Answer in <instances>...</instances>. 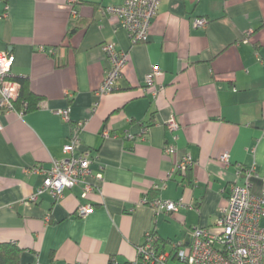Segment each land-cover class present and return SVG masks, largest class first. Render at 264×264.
Wrapping results in <instances>:
<instances>
[{"label":"crops","instance_id":"obj_1","mask_svg":"<svg viewBox=\"0 0 264 264\" xmlns=\"http://www.w3.org/2000/svg\"><path fill=\"white\" fill-rule=\"evenodd\" d=\"M123 2L79 0L77 16L68 0L0 3V52L14 55V76L43 98L38 109L0 116V242L21 249L19 264H147L137 247L148 231L169 264H182L175 244L190 242L194 226L216 224L231 184L243 183L238 166L255 167L253 192L262 193L264 0H163L148 41L136 44L100 10ZM105 42L129 57L119 89L98 100L110 66ZM154 66L165 87L156 97L142 91ZM172 117L177 140L166 125ZM72 140L75 155L89 151L102 172L101 192L83 197L78 185L59 200L46 192L30 201L45 179L33 169L62 159ZM185 155L196 164L169 177ZM156 197L185 206L156 216L148 203ZM87 203L94 211L80 216Z\"/></svg>","mask_w":264,"mask_h":264},{"label":"built area","instance_id":"obj_2","mask_svg":"<svg viewBox=\"0 0 264 264\" xmlns=\"http://www.w3.org/2000/svg\"><path fill=\"white\" fill-rule=\"evenodd\" d=\"M79 0H68L73 7V15L77 16L74 5ZM163 0H124L122 4H111L102 7V14L116 17L122 27L128 32L131 41L136 44L148 41L151 25L158 14V9ZM7 2V0H0ZM7 11L1 16H6ZM0 16V17H1ZM206 19H197L196 26H205ZM110 66L95 94L98 100L119 89V80L124 74L128 63V52L120 49L114 42L103 44ZM15 57L11 52H0V116L11 112L24 113V108L18 110L15 101L19 95V84L13 78V65ZM162 69L154 66L150 74L146 76L143 92H149L156 97L165 87L156 82V77L161 75ZM98 102L96 103V105ZM26 103H23V107ZM65 119H69L68 109L59 111ZM84 123L80 122L79 126ZM169 130L174 133V139L179 129V122L175 117L166 122ZM3 128L0 122V130ZM130 139L135 136L126 135ZM166 153L174 155L177 151L175 143H168ZM62 159H53L49 168L35 167L33 172H41L45 175L43 185L32 195L30 201H36L43 193H50L56 200L64 197L65 190L80 185L83 189V197L94 192H101L99 182L104 180L102 172H95L91 166V153L86 151L81 155H75L74 141L67 143ZM221 161L230 165L229 154L221 156ZM190 155L177 159L169 174H185L195 165ZM236 174L243 179V183L231 184L230 195L226 206L221 210L217 222L212 227L194 226L191 230L190 242L187 244L176 243V258L182 264H264V226L261 220L264 218V176L261 194L253 192L251 178L258 175L255 167H237ZM148 201L143 200V203ZM155 211V215L164 212L173 213L185 206L184 200L173 201L162 197H156L148 202ZM94 211V205L81 204L78 214L85 216ZM157 235L154 231L145 234L144 243L137 247L138 257L147 264H169V254L157 248ZM111 264H118L113 261Z\"/></svg>","mask_w":264,"mask_h":264},{"label":"trees","instance_id":"obj_3","mask_svg":"<svg viewBox=\"0 0 264 264\" xmlns=\"http://www.w3.org/2000/svg\"><path fill=\"white\" fill-rule=\"evenodd\" d=\"M77 28L78 27L75 26V22L72 21L71 29L69 30L68 35L70 36L74 32H76ZM13 79L17 81L19 84V95L17 100L15 101L16 108L18 110L24 108V112H29L38 109L40 102L43 100V98L32 91L30 87L29 79L23 77H14ZM23 103H26L25 107H23ZM188 171L185 173V175L188 173ZM157 241H158V237H157ZM20 255H21V249L18 246L12 243L0 242V264H19Z\"/></svg>","mask_w":264,"mask_h":264}]
</instances>
